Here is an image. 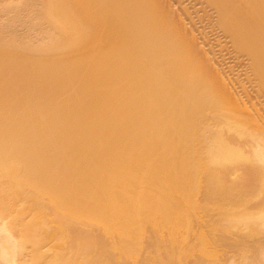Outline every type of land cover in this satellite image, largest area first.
Returning a JSON list of instances; mask_svg holds the SVG:
<instances>
[{
  "label": "bare ground",
  "instance_id": "obj_1",
  "mask_svg": "<svg viewBox=\"0 0 264 264\" xmlns=\"http://www.w3.org/2000/svg\"><path fill=\"white\" fill-rule=\"evenodd\" d=\"M212 1L264 87V0ZM163 2L47 0L44 15L59 32L52 52L67 54L15 59L0 50V215L29 202L32 218L16 219L35 264L48 222L38 195L25 199L29 186L56 210L119 231L134 252L148 224L191 225L204 179L208 195H224L226 164L257 161L264 181V119L244 111ZM225 130L252 132L257 150L230 144ZM214 206L230 218L252 213L240 202L204 204ZM66 226L52 233L54 250Z\"/></svg>",
  "mask_w": 264,
  "mask_h": 264
},
{
  "label": "rangeland",
  "instance_id": "obj_2",
  "mask_svg": "<svg viewBox=\"0 0 264 264\" xmlns=\"http://www.w3.org/2000/svg\"><path fill=\"white\" fill-rule=\"evenodd\" d=\"M46 2L0 0V50H9L15 59L28 55L39 59L67 54L52 52L58 48L59 32L55 23L44 15ZM238 2L250 4V0ZM163 3L189 38L194 39L192 41L222 76L230 91H234L232 93L244 111L264 119V87L256 73L253 57L239 47L232 30L222 23L218 4L212 0H165ZM225 135L230 144L242 145L249 154L258 148L252 132L240 134L236 130H225ZM240 162L226 164L221 170L223 174L218 185L226 190L224 195L215 198L208 195L211 184L206 179L202 181L198 196L202 207L192 211L191 225L173 232L170 226L148 224L141 236V245L134 252L125 250L130 242L119 231L109 232L95 220L73 216L67 210H56L48 193L39 195L32 187H27L25 199L32 202L38 195L48 222L43 228L45 234L41 238L43 247L39 264H264L263 170L257 161ZM4 180L0 177V183L3 181L0 200L4 190L7 192ZM207 202L218 205L240 202L243 209L252 213L239 219L225 217L219 207L205 209ZM25 203L19 199L14 213L6 214V217L0 215V264H35L33 245L24 244V224L16 219L19 212L25 213L26 221L32 218L30 204ZM61 222L67 225V230L58 251L54 250L56 237L52 233Z\"/></svg>",
  "mask_w": 264,
  "mask_h": 264
}]
</instances>
